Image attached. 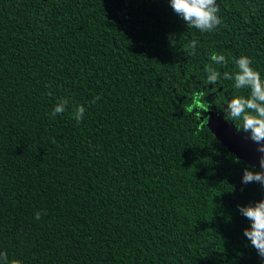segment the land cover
<instances>
[{
  "label": "trees",
  "instance_id": "1",
  "mask_svg": "<svg viewBox=\"0 0 264 264\" xmlns=\"http://www.w3.org/2000/svg\"><path fill=\"white\" fill-rule=\"evenodd\" d=\"M217 3L223 24L207 33L170 0H0V252L9 261L264 264L238 208L264 199V187L242 183L253 165L207 125L210 111L225 118L226 103L249 89L210 85L205 71L215 50L228 60L215 65L221 74L248 56L264 77V0ZM63 97L68 111L50 118Z\"/></svg>",
  "mask_w": 264,
  "mask_h": 264
},
{
  "label": "clouds",
  "instance_id": "2",
  "mask_svg": "<svg viewBox=\"0 0 264 264\" xmlns=\"http://www.w3.org/2000/svg\"><path fill=\"white\" fill-rule=\"evenodd\" d=\"M173 11L181 17L189 28H195L200 32H213L223 24L220 6L217 0H170ZM172 43L175 41L169 37ZM198 40L193 39L186 47L191 55H196ZM211 63L205 66L207 73L206 83L215 85L219 80H234V88L249 89V95H234L223 107L225 119L235 124L238 132L243 131L247 138L258 145L259 169L255 166L246 167L242 177V183H259L264 187V77L252 66V59L248 56H240L234 61L237 71L235 73L221 72L215 65H227L225 55L213 50L210 53ZM52 93H49L51 95ZM99 97L90 103L95 104ZM70 101L67 97L60 98L55 104L50 118L62 115L68 111ZM86 108L83 104L75 107L72 116L77 123L83 120ZM55 142V141H53ZM242 216L248 219L250 227L244 229V235L258 255L264 259V199L248 205L238 206ZM40 211L35 213V218L40 219ZM0 264H22L21 261H9L6 251L0 252Z\"/></svg>",
  "mask_w": 264,
  "mask_h": 264
},
{
  "label": "water",
  "instance_id": "3",
  "mask_svg": "<svg viewBox=\"0 0 264 264\" xmlns=\"http://www.w3.org/2000/svg\"><path fill=\"white\" fill-rule=\"evenodd\" d=\"M207 125L215 136L236 154L237 157L244 159L249 164L259 169V156L257 144L247 140L243 133L238 132L231 122L226 120L222 114L210 111L207 117Z\"/></svg>",
  "mask_w": 264,
  "mask_h": 264
}]
</instances>
